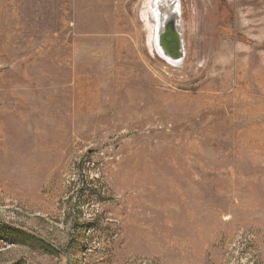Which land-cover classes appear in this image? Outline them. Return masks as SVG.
I'll return each mask as SVG.
<instances>
[{
	"label": "rangeland",
	"instance_id": "374dc122",
	"mask_svg": "<svg viewBox=\"0 0 264 264\" xmlns=\"http://www.w3.org/2000/svg\"><path fill=\"white\" fill-rule=\"evenodd\" d=\"M176 1L0 0V264H264V0Z\"/></svg>",
	"mask_w": 264,
	"mask_h": 264
},
{
	"label": "water",
	"instance_id": "95a60500",
	"mask_svg": "<svg viewBox=\"0 0 264 264\" xmlns=\"http://www.w3.org/2000/svg\"><path fill=\"white\" fill-rule=\"evenodd\" d=\"M180 5L176 0H159L154 5L156 23L155 46L158 53L170 62L181 64L185 47L180 29Z\"/></svg>",
	"mask_w": 264,
	"mask_h": 264
},
{
	"label": "trees",
	"instance_id": "16d2710c",
	"mask_svg": "<svg viewBox=\"0 0 264 264\" xmlns=\"http://www.w3.org/2000/svg\"><path fill=\"white\" fill-rule=\"evenodd\" d=\"M5 240H8V241H12L13 243H17L19 242L18 240V234L19 232L18 231H15V230H11V229H7L6 232H5Z\"/></svg>",
	"mask_w": 264,
	"mask_h": 264
},
{
	"label": "bare ground",
	"instance_id": "6f19581e",
	"mask_svg": "<svg viewBox=\"0 0 264 264\" xmlns=\"http://www.w3.org/2000/svg\"><path fill=\"white\" fill-rule=\"evenodd\" d=\"M157 1L159 0H154V3H153V6H152V13H153V9H154V5L157 3ZM152 4V3H151ZM152 19H153V16H152ZM154 21V20H153ZM181 25V23H180ZM154 28V27H153ZM155 30H156V23H155ZM155 35V34H154ZM174 64H178V63H174Z\"/></svg>",
	"mask_w": 264,
	"mask_h": 264
}]
</instances>
